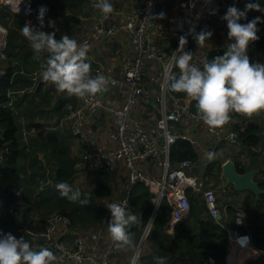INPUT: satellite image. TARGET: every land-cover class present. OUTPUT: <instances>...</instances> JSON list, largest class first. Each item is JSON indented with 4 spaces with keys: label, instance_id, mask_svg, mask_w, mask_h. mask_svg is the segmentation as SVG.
I'll use <instances>...</instances> for the list:
<instances>
[{
    "label": "built area",
    "instance_id": "obj_1",
    "mask_svg": "<svg viewBox=\"0 0 264 264\" xmlns=\"http://www.w3.org/2000/svg\"><path fill=\"white\" fill-rule=\"evenodd\" d=\"M164 2L165 0H139V5L123 13L117 24L109 25L104 22L93 25L91 32L81 43H90L92 39L123 32L133 43L134 51L123 59L122 74L116 76L111 74L110 69L99 58H94L92 74L99 72L106 77L107 90L85 98L70 96V101L62 108V115L54 119L47 129L61 131L66 127L73 137L82 139L81 163L91 178H96L97 171L101 169L108 172L119 169L124 186L116 202L123 204L126 201L127 208L132 213L131 193L134 184L139 182L150 192L154 208H158L161 203L168 206L169 216L165 222V230L171 233L180 221L189 216L190 195L198 196L207 209L208 217L219 224L226 235L225 260L232 251L251 250L253 255L250 258L262 261L264 246L253 245L247 229L246 213L235 203L224 202L220 198L226 189L215 184L207 170L213 160L209 161L206 153L215 152L221 146L234 147L242 143L236 140L241 137L239 130L235 128L240 120L232 117V121L222 128L210 129L193 119L195 113L184 96H177L168 88L171 78L179 77V69L171 63V57L179 55L176 51L180 37L185 36L187 39L184 51L193 54L192 63L202 67L200 62L203 59L211 60L210 40L203 47H198L192 30L195 33L208 31L209 23L217 22L221 24L220 30L225 41L230 42L227 23L222 17L230 6L244 12L246 5L252 3V0H188L185 9L179 15L168 16L166 22L158 16V6ZM0 7L11 13H21L29 24L36 11L33 0H0ZM246 12L264 21V11ZM263 23L260 28L264 26ZM171 41H174V46L165 52L163 46L168 48ZM5 47L6 28L0 24V58L5 55ZM166 70L169 76L167 81L164 78ZM3 74L4 71L0 68V77ZM34 75V87L28 93L34 91L39 79ZM110 91L115 95L116 102L113 106L103 101ZM14 93L16 92L6 93L7 101L2 106L9 107L17 115ZM140 97L151 99L154 105L146 113L135 110ZM99 110H105L113 116L112 129L108 132L110 146L102 150L97 148L86 131ZM155 112L158 114L152 118ZM146 116H150L151 120L145 119ZM20 122L19 133L23 138L37 135L38 129L29 122L23 119ZM0 138L2 139L1 134ZM178 139L190 142L198 162L186 158L171 160V146ZM8 152V143L4 142L0 148V162L5 160ZM241 165L244 163L241 162ZM1 195L0 189V199ZM228 207L234 209L233 216L229 214ZM14 216L16 217L15 213ZM106 217L96 227H82L76 225L67 214H51L38 233L30 228L26 232L36 238H44V247L63 257L61 264H109V256L116 248L109 235L106 240L102 241L101 238ZM72 229L81 232L69 235ZM149 231L150 228L145 226L142 241ZM140 248L138 245V251L132 253L129 264H141ZM248 261L249 258L245 263L248 264Z\"/></svg>",
    "mask_w": 264,
    "mask_h": 264
},
{
    "label": "trees",
    "instance_id": "obj_2",
    "mask_svg": "<svg viewBox=\"0 0 264 264\" xmlns=\"http://www.w3.org/2000/svg\"><path fill=\"white\" fill-rule=\"evenodd\" d=\"M81 1L82 0H33L36 11L32 17L30 26L46 32L44 24L48 22V20L56 18L66 11H69L71 14L79 12L80 10L77 8L80 7ZM252 3H258L260 7H264V0H252ZM42 6L46 7L48 11L45 14L43 28L41 29L38 14L39 8ZM0 18L6 20L3 21L4 23H8L9 18H13L8 28L6 47L4 50L5 56H7L9 61H16L18 65H27L34 52L32 49L30 51L28 50L26 43H22L25 39L21 40L24 36L21 34L20 29L26 23L25 17L21 13H11L9 10L0 7ZM254 18H256V16L253 17L252 14L246 12L245 16L238 22L247 24ZM260 27L261 23L257 24V28L259 29ZM257 36L259 39L249 44L247 52L252 53V51H259L264 57V32H257ZM173 46L174 41H171L168 47L172 48ZM24 50L27 51L24 55L21 54L19 57L22 58L21 64L19 59L15 58V54L17 51ZM220 54L224 55V52L212 53L214 56H220ZM45 56L46 54L43 58H45ZM33 63H35V61H33ZM12 74V68L9 66L0 78V134L2 135V139L0 138V148L3 147L4 142H7L9 147V152L3 164L0 165V189L2 192L0 199V232L5 234L11 233L17 239L21 237L25 224L23 220V222L19 221L18 218L14 216L13 207L18 200L26 204L28 208L27 213H29L31 209H34L38 212L42 210V214L46 215L47 213H51L50 210L55 209L62 214L69 215L76 225L96 227L102 223L106 216L107 209L103 202H95L89 199L88 196H85L81 191V200H87L88 204L84 205L79 201L71 202L67 198H62L56 190L55 184L59 182H66L74 189H77V187H75V182H77L75 178V165L78 158L73 156L66 142V136L59 131H50L44 137L46 142L43 152H47L53 161L52 166L54 173L53 179L49 182L50 184L41 190H35V192H33L32 189L26 186V182L19 177L20 172H23L21 171V166L18 165L17 162V159L20 158L22 154V149H19L17 144L19 125L15 121L16 115L12 110L2 106L7 101V90L13 87L9 82ZM20 79L22 80L25 78L19 76L17 78V83H19ZM171 82L172 80L168 84L169 91ZM44 83L43 80L37 83L34 88V93H41V88ZM49 91L50 89L41 93L40 97L42 101L40 106H46L50 102V96H48ZM174 94L183 96L182 94ZM30 95L32 94H26L24 97L28 98ZM25 99L23 98L22 100L21 98L22 101H16V109H18L22 115L30 118V116L32 117L35 114L41 115L45 113L42 110L38 111L40 106L35 110H31L32 107L29 109V106H25L21 109ZM32 101L33 100H26L25 102L30 104ZM67 101H70L69 96L59 98L52 107V113L56 112L58 114L57 118L62 115V108ZM191 108L195 113V101L191 102ZM232 117L240 120V123L235 125V128L239 130V134L243 138L242 145L240 146L246 145L249 148H255L262 143L263 146L261 148L264 150V130L262 131V136H259L256 133L258 130L256 124L248 123L247 126H245L244 123L247 117L238 114H233ZM44 138L41 139L42 143ZM170 158L172 161L184 158L194 161L197 159V154L190 142L178 139L171 146ZM233 162L238 172H245V168L241 165V162ZM216 164L215 162H211L207 170H212ZM31 168H34L33 163H31ZM97 177L98 180H96ZM97 177L94 180L93 193L94 196L103 197L110 192V188L106 185V182L112 179V175L105 169H101L97 171ZM254 181L264 190V168L255 176ZM150 197L151 194L146 186L139 182L134 184L130 206L133 213L138 218L140 217L141 223L126 229L129 234L138 236L144 228L151 209L149 203ZM190 199L191 208L189 216L180 221L171 233L165 230V222L169 216V208L168 210L158 208L148 236L146 237L147 243L153 246L148 248L149 251L141 253V264H154L153 258L156 256L165 257L166 264H225L227 241L224 231L220 228L219 224L208 217L207 209L198 196L190 195ZM192 205H197L199 209H193ZM198 210L204 211L206 220H191V218L194 217L193 214ZM228 212L230 215H233L235 211L232 207H228ZM247 229L251 234L253 245L255 247L264 246V194L259 195L256 201L253 214L247 221Z\"/></svg>",
    "mask_w": 264,
    "mask_h": 264
},
{
    "label": "clouds",
    "instance_id": "obj_3",
    "mask_svg": "<svg viewBox=\"0 0 264 264\" xmlns=\"http://www.w3.org/2000/svg\"><path fill=\"white\" fill-rule=\"evenodd\" d=\"M93 7L104 19L114 12L109 0H96ZM248 10L264 11L258 3H249L244 12L230 6L222 17L227 23L228 39L234 41L227 45L224 55L212 60L203 59L200 62L202 67L198 66L192 63L193 54L184 51L187 39L181 36L176 51L179 55L171 57V63L179 69V77L171 78L170 91L182 94L189 103L195 101L193 119L210 129L222 128L230 122L233 114L251 118L264 112V64L251 63L247 55L249 44L259 39L257 24L264 21L256 17L247 24L239 23ZM47 11L46 7L39 8L41 29ZM49 26L55 27V22L49 21ZM20 31L35 54L47 53L40 75L44 82L52 84L57 91L85 98L107 90L106 77L99 72L92 74L88 62L91 46L87 41L80 43L67 34L57 39L55 31L47 33L29 23H25ZM192 33L200 48L213 34L207 30L195 33L194 29ZM164 78L166 81L169 79L167 70ZM216 156L215 152L206 153L209 161ZM55 187L62 198L88 204L87 200H81L80 190L70 184L59 182ZM107 209L111 213L107 231L115 248L137 252V242L126 229L141 223L140 217L129 211L126 201L123 204L109 203ZM153 259L154 264H166L165 257L156 256ZM62 261V256L47 247L34 251L24 236L17 239L11 233L0 232V264H61Z\"/></svg>",
    "mask_w": 264,
    "mask_h": 264
},
{
    "label": "crops",
    "instance_id": "obj_4",
    "mask_svg": "<svg viewBox=\"0 0 264 264\" xmlns=\"http://www.w3.org/2000/svg\"><path fill=\"white\" fill-rule=\"evenodd\" d=\"M110 3H112L113 7H114V12L112 14L109 15L108 18H110L108 20L104 19L102 14L93 7V5L96 3V0H82L81 4L79 5L80 7L77 8L78 10H80L77 13L71 14V13H67L64 16L61 17H56L55 19V27L53 29V31H55L56 33V38L60 39L62 34H67L70 37H73L75 39H77L78 42H82V40L91 32L93 25L99 23V24H103L104 22L108 23L109 25L111 24H117L121 19H122V15L125 12L131 11L134 8H136L139 5V0H109ZM188 0H165L164 3L160 4L159 10H158V16L161 19V17H163L164 19L168 18V16L170 15H175V14H180L186 7ZM165 7L169 8V10H165ZM173 9V11H171ZM178 9V11H176ZM159 12H163V14H159ZM172 12V13H171ZM162 15V16H161ZM113 20V22H112ZM264 25V23H263ZM221 24L217 23V22H210L208 25V31H211L213 34L211 36L210 40V48L212 46L218 45V44H222L223 46H226V41L223 37V33L220 30ZM52 31V32H53ZM91 46V50L88 54V62L91 64V68L93 66V59L94 58H99L104 66H106L107 68L110 69L111 74L113 76L116 75H121L122 74V63H123V59L129 55H131L134 51V45L131 42V40L128 38V36L121 32L119 34L116 35H112V36H101L98 39H92L91 42L89 43ZM163 48L166 50L165 52L170 51V48H166L165 46H163ZM37 55V54H36ZM43 54H39L35 57V63L38 64V68L41 71V65L44 63V61L47 58V54L45 56V58H43L42 56ZM42 78V76H41ZM43 80V79H42ZM49 94H53V90H54V94L56 96V99H50L51 101L48 103V105H46V107L48 108V114H51L52 116L54 115V113H52V107L55 105V103L57 102V100L59 98H65L68 97L69 95L67 93H62L59 92L55 89V87L50 84L45 82L44 85H42L41 88V93H43L46 90H49ZM41 93H36L33 96L34 99L33 101L30 103L31 105H33L31 110H35L37 109L40 105H41V101L42 98ZM29 94V93H28ZM35 97H40L41 100L39 99H35ZM104 103H109L110 105H114V102H116L115 100V95L113 91L108 92L107 97L103 98ZM25 102V101H24ZM26 103V102H25ZM26 106H29L28 103H26ZM52 106V107H49ZM153 103L151 101V99H145L143 97H140L138 99V104L135 107L136 111L142 110L143 112H148L152 107H153ZM42 106H40L39 110H42L44 108H41ZM21 109H23V104ZM30 109V108H29ZM28 109V111H29ZM28 113V112H27ZM158 112H155L154 115L152 116V118H154L155 116H157ZM22 115V114H21ZM40 116V114H35L34 116H30L31 118L34 119V117H38ZM147 120H151L150 116H146ZM24 120V119H23ZM21 119L19 120V123L21 124ZM232 121V120H231ZM35 124L36 123H42V124H46V127H41L39 128L38 132L39 134L35 135L34 137L39 139L40 137H45V135H47L50 131V129H47L48 125L45 122H41V120L35 119V121H33ZM112 122H113V116L105 111V110H99L98 113L95 115L94 120L91 122V124L87 127V130L89 132V137L92 138L97 146L98 149L102 150L105 148H108L110 146V141H109V134L108 132L112 129ZM42 138V139H43ZM68 140V145L70 148L71 153L73 154V156L77 157L78 161L75 165V169H76V174H75V178L78 181L79 185L77 189H79L81 192L84 190L87 192L89 199H92L95 202H103L106 205V209H107V205L109 203H114L116 202V200L118 199L119 195L122 192L123 186H124V181L121 179V171L118 170H114L111 173L112 175V179L109 182H106V185L110 188V192L103 196H94V193H92V195L90 194L91 188H87V184L88 181L91 180L92 178L90 177V175H88L86 173V171L84 170V167L81 163V152H82V139L79 137H73ZM242 145V143L239 144V146ZM28 149V148H27ZM20 158L17 159V162ZM3 164V162H0V165ZM18 165H20L18 163ZM31 165V162L28 161L27 163V167L29 168V166ZM27 173L28 176H31L32 172L31 170L27 169ZM94 181V179H93ZM41 189H43L41 187ZM89 189V190H87ZM83 193V192H82ZM84 194V193H83ZM224 202L228 200L227 197H220ZM20 202L25 206V214L24 215H19L17 212V203ZM14 206V213L16 215V217L18 218L19 221H24L25 227L23 229V233L21 235L25 237V239L30 243L31 248L34 251H39L42 247H44V240L40 239L41 237H34L30 234H28L26 232V230L29 228H32L34 230H36V232L38 233V231H40L42 229V224L43 222H45L46 218L48 216H46L45 218L42 217L40 215L41 211H35L33 209H31V211L29 213H27V206L26 204H24L22 201L18 200L17 202H15ZM26 215H29L28 219L26 218ZM106 219L107 222L105 223L104 227H103V233L101 235L102 241L106 240V238L108 237V231H107V227H108V222L111 220V213L110 211L107 209V214H106ZM193 218H191V220H197L200 221L202 219H205V214L204 211L198 210L195 214H193ZM206 220V219H205ZM22 221V222H23ZM27 223V224H26ZM191 224V223H189ZM79 226V225H78ZM199 228V226H198ZM80 230H76V229H72L71 233L69 235L72 234H77L80 233ZM36 244H38V246H36ZM143 250L145 252L149 251L148 248L146 249V246L143 247ZM142 247H141V253H142ZM132 255V252H128V251H121V250H117L115 249L111 255L109 256L110 260H109V264H129V260L130 257Z\"/></svg>",
    "mask_w": 264,
    "mask_h": 264
},
{
    "label": "rangeland",
    "instance_id": "obj_5",
    "mask_svg": "<svg viewBox=\"0 0 264 264\" xmlns=\"http://www.w3.org/2000/svg\"><path fill=\"white\" fill-rule=\"evenodd\" d=\"M158 10H159V7H158ZM165 10H169V8L165 7ZM171 11H173V9ZM176 11H178V9ZM67 13H70V12L66 11V12L62 13L61 15H59L58 17L62 18V16H64ZM159 14H163V12H161V13L159 12ZM5 19H6V16H5ZM5 19L0 18V24L6 28V41H7V35H8V30H9L8 28H9L13 18H9L8 23L3 22V21H6ZM166 19L161 17V20L163 22L164 21L166 22ZM55 20L56 19L53 18L51 20H48V22H46L44 24V27H45V30L47 33H51L54 29V27L49 26V21H55ZM258 32L259 33L264 32V26L262 28H259ZM24 39H25V41H23L22 43H26L27 48L30 51L32 48L30 47V44L26 40V38L23 37V39H21V40H24ZM229 43H233V41L227 42L226 46H223L222 44L212 46L210 48L211 60L214 59L215 57H217V56L212 55L213 52L217 53V52L222 51L225 53L226 47ZM26 51L27 50L17 51L15 54V58H18L19 61L21 62L22 58H19V57L21 54L24 55V53ZM45 54H47V53H43L42 56H44ZM247 55L249 56L251 63L264 64V57H263L261 52H259V51H252V53L247 52ZM36 56H37L36 54L32 53L29 62L27 61L28 62L27 65H23L22 62H21L22 65H18L16 63V61H9L7 59V56H5V55L3 58H0V68L3 69L4 73L6 72L7 67L10 66L12 68L13 74H12L11 80L9 82H10V84L13 85V87L9 88L7 91L16 92L13 95L16 96V99L18 102L22 101L23 98L25 99L26 97H24V96L26 94L28 95V91L34 87L33 86L34 81L32 79V77L35 78L34 74H36V76L39 78L37 80V83L42 81V78L40 75L41 71L38 68V64L33 63ZM220 56H222V54H220ZM19 76L23 77L25 79H22V80L20 79L19 83H17L18 82L17 78ZM18 92H20V93H18ZM52 92H53V94L48 95V96H50L51 100L56 99V96L54 94V90ZM33 93H34V91L32 93H29L32 95H30L28 98H26L25 101L26 100H28V101L33 100L34 99L33 96L35 95V93L34 94ZM18 94H20V95H18ZM21 98H22V100H21ZM69 98H70V96H69ZM35 99L41 100L40 97L39 98L35 97ZM26 103L25 102L23 103V107L26 106ZM51 103H52V101H51ZM31 107H33V105L29 104V108H31ZM49 107H52V106H49ZM6 108H9V107L6 106ZM41 108H44L43 112H45V113L41 114L38 117H34V119L31 117L27 118L25 115H21L19 110L16 109V111H17V115L15 118L16 123H18V125L20 126L19 120L24 119L25 121L29 122L35 129L39 130V128H41V127H43V128L46 127V124H42V123H36L35 124L33 122V121H35V119L38 118V120H41V122H45V123H47V125H50V123L52 121H54V119L57 118L58 114L55 112L56 114L54 113V115L52 116L51 114L46 113V112H48V108L45 105H42ZM248 123L256 124L258 127V130L256 133H257V135L262 136V131L264 130V112H261L259 115H254L251 118L245 119V123H244L245 126H247ZM59 132L66 136V142L69 143L67 138L70 140L72 138V135L68 130H66V127H63V129ZM37 134H39V132ZM42 138L43 137H40V136H39V139L35 138L34 136H29L27 138H23L22 135L20 133H18L17 144L19 146L18 148L22 149L21 150L22 154L20 156V159L18 160V163L20 164V166L22 168L21 171H23V172H20L19 177L21 178V180L26 182V184H27L26 186H28L30 189H32L33 192H35V190L36 191L41 190V187H43V186H48V184H50L49 183L50 180L53 179V173H54L53 166H52L53 161L47 152H43L45 150L44 144L46 141L44 138L43 143H42V141H41ZM262 146H263L262 143L259 144L258 146H256L255 148H249L246 145L245 146L244 145L243 146L235 145L234 147H232V146H230V147L221 146V147H219V150L215 151V153H217V156L212 161V162H215V164L216 163L217 164L215 165V167L212 170H208V173L210 175L211 180L215 184H220L221 188L223 187L226 189L225 194L221 195V196L227 197L228 198L227 201H229L231 203H235V205H237L238 208H241L246 213L247 221L253 214L255 204H256V201L258 200V197L250 191H239V192H237L233 188L232 184L229 185L228 187H226L224 184L226 180L224 179V177L222 175V164L226 160H231V161H235V162L236 161L243 162L245 164V166H244L245 172L248 170L255 169L256 173L253 177V179H254L255 176H257L259 174V171L264 168V150L261 148ZM28 161L33 163L34 168H31V165L29 166V168L27 167ZM194 161L198 162L199 159H196ZM27 169L31 170V172H32L31 176H28ZM93 179L95 180L96 178H92L91 180H89L88 184L86 185L87 188H89V189L91 188V191H90L91 195L93 193V186L95 183L93 181ZM96 180H98V177ZM78 185H79L78 181L75 182V187L79 188ZM89 189H87V190H89ZM82 192L84 193L85 196H88L86 191L83 190ZM88 198H89V196H88ZM149 203H150L151 209H150L146 224L148 223V221L151 217V214L153 212V209H154V206H153L151 200H149ZM158 208L168 210V206L165 203H161L158 206ZM158 208L156 209V212H157ZM193 209H199V208L197 207V205H195V206H193ZM50 211H51L50 214L47 213L46 215H43L42 210H41L40 215L45 218L46 216H49L51 214L52 215L53 214H62L60 211L55 210V209H52ZM17 212L21 216L25 214L24 213L25 212V206L20 202L17 203ZM234 213L235 212H233V215H234ZM155 215H156V213H155ZM28 217H29V215H26L27 219H28ZM152 222L148 226L149 228H151ZM146 224H145V226H146ZM79 226H81V225H79ZM145 226L142 229V231L138 234V236L133 235L134 240L137 242V245H140L142 247L143 252H144V250H143L144 246H146V249L153 246L150 243H147L146 239H143V241L141 240L142 233H143V230L145 229ZM82 227H87V226L82 225ZM29 228H30V226H29ZM30 229H32V228H30ZM128 252L133 253V251H130V250ZM258 262L259 263H257V264H264V260H262V261L260 260Z\"/></svg>",
    "mask_w": 264,
    "mask_h": 264
},
{
    "label": "water",
    "instance_id": "obj_6",
    "mask_svg": "<svg viewBox=\"0 0 264 264\" xmlns=\"http://www.w3.org/2000/svg\"><path fill=\"white\" fill-rule=\"evenodd\" d=\"M237 142H242L243 138L242 137H238L236 138ZM256 171L255 169L252 170H248L246 172L240 173L237 171L235 164L233 163V161L231 160H226L223 162L222 164V175L224 177L225 181V186L228 187L229 185H233V188L235 189V191L239 192V191H250L252 193H254L257 197H259V195L264 194V190L261 189L258 184L254 181L253 177L255 175ZM156 209L154 208L151 217L147 223L146 226H149L150 223L152 222L155 213H156ZM151 220V221H150ZM40 239H44V238H40ZM257 258L255 259H250L248 261V264H256L257 263Z\"/></svg>",
    "mask_w": 264,
    "mask_h": 264
},
{
    "label": "bare ground",
    "instance_id": "obj_7",
    "mask_svg": "<svg viewBox=\"0 0 264 264\" xmlns=\"http://www.w3.org/2000/svg\"><path fill=\"white\" fill-rule=\"evenodd\" d=\"M253 255V252L251 250H247L244 252H237L232 251V253L227 257L225 264H246L245 260ZM252 259V258H251Z\"/></svg>",
    "mask_w": 264,
    "mask_h": 264
}]
</instances>
